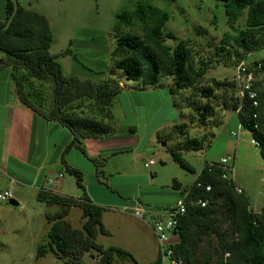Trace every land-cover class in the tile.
<instances>
[{"label": "trees", "instance_id": "1", "mask_svg": "<svg viewBox=\"0 0 264 264\" xmlns=\"http://www.w3.org/2000/svg\"><path fill=\"white\" fill-rule=\"evenodd\" d=\"M15 1L17 9L8 26L5 28L13 13L11 0H5V17L0 21V54L3 55L0 71L11 68L14 93L23 107L70 132L72 139L63 149L60 163L65 173L75 177L76 186L82 192L78 199L45 190L37 192L39 202L61 208L60 212L48 217V242L38 247V257L52 252L64 264H81L83 255L93 251L97 254L96 264H114L115 258L133 261L127 251L115 247L103 248L95 242L98 234H108L101 221L104 208L90 201L83 185L82 172L68 166L63 159V155L73 148L86 156L85 139H104L122 132L121 129L114 130L109 124L113 119L111 107L123 87L128 85L127 82H133V86L139 89L167 87L172 106L187 108L191 112L189 124L196 123L200 127L211 126L210 120L215 112L210 101L214 98V90H220V105L224 110L237 114L240 127L258 143L259 154L264 160V92L257 79L258 74L264 75V60L246 64L255 76L257 107L240 102L233 76L231 82L212 79L211 86H199L212 66L211 60H205L186 42L180 41L173 47L166 45L163 30L168 14L146 2H139L132 13L121 10L115 16L111 32L113 46L109 53V71L113 76L100 73L103 76L98 81L66 77L56 57L48 53L52 34L47 18ZM220 1L229 25L236 23L245 11L244 29L235 40V66L247 55L264 47V0ZM136 23L143 25V37L122 31V27ZM223 50L222 47L217 48L216 56L222 57L219 53ZM64 54L68 55L70 51L66 50ZM19 71L23 79L38 82L33 84L37 89L32 88V91L38 92L37 95L32 91V94L26 92L20 80L16 79ZM166 82L169 84L166 85ZM40 85L50 86V104L47 106L40 95ZM187 90L191 93L189 96L184 99L179 97ZM228 90H231V95L227 99L225 92ZM192 96L204 102L194 103ZM187 128L185 123L173 126L184 136V140L180 146L174 145L170 149V155L180 168L193 172L181 152L202 149L207 137L187 138ZM135 131L134 128L127 129V132ZM156 137L167 139L159 132ZM90 161L100 168L105 159ZM224 174L225 178L222 177ZM206 187L209 191L205 190ZM173 188L180 190V184L174 181ZM184 193L187 194L186 212L179 220V242L174 247L183 264H264V207L259 215L253 214L248 198L227 177L226 170L216 163L206 164L193 182L180 190L179 198ZM197 200L208 202L205 207H200L196 204ZM73 208L81 211L83 223L80 230L73 229L64 220ZM150 264H158V259Z\"/></svg>", "mask_w": 264, "mask_h": 264}, {"label": "rangeland", "instance_id": "2", "mask_svg": "<svg viewBox=\"0 0 264 264\" xmlns=\"http://www.w3.org/2000/svg\"><path fill=\"white\" fill-rule=\"evenodd\" d=\"M18 1L47 18L52 34L48 53L56 57V62L66 77L71 75H78L79 78L81 75L95 77L94 71L99 70L109 74L110 71L105 67L109 65V51L113 46L111 32L116 14L121 10L130 14L136 10L139 2H146L168 14L163 30L166 45L173 47L180 41L186 42L205 60H211L212 66L199 86H211L212 79L232 81L233 58L237 48L235 40L244 29L245 11L236 23L229 25L220 0ZM142 26L136 23L122 27V31L143 37ZM219 47L224 49L219 53L222 57L216 56ZM66 50H69L70 54L65 55ZM2 57L0 54V59ZM259 60H264V47L245 58L247 63ZM16 79L20 80L26 92L30 93L32 88L37 89L33 84L38 82L29 78L23 79L21 71ZM257 79L264 92V75L258 74ZM127 83L129 87L134 84ZM168 84L169 82H166V85ZM40 87V95L47 106L50 104V86ZM129 87L126 90L130 91ZM167 91V87L160 89L156 94V100L141 96L138 101L131 94L130 110H133L134 118L129 115L126 104L122 108L123 112L115 113L119 116L118 127L122 132L126 131L127 134V125L132 124L136 127L139 143L136 147L130 148V151L107 156L100 168H96L79 150L71 151L68 156L72 164L81 169L86 195L88 197L93 195L90 189L95 187L96 197H99L100 201L98 206L104 208L101 221L108 234H98L95 242L103 248L123 249L133 258V261L115 258L114 264H135L134 261L137 264H150L156 260L157 244L150 228L153 217L156 213H161L159 211L172 207L179 199L180 190L191 184L206 164H219L221 159L231 158L233 161L226 165L232 169L231 173L227 171V177L232 179L235 186L248 198L253 214L259 215L261 208L264 207V160L258 148L251 143L249 132L240 127L237 114L224 110L220 105V90H214V98L210 101L215 113L210 120L211 126L208 127H200L196 123L189 124L191 112L187 108H174ZM32 92L36 95L38 93ZM190 94L187 90L179 97L184 99L183 97ZM230 95L231 90L225 92L227 99ZM191 101L204 102L195 96L191 97ZM158 104L160 108L156 111ZM181 123L188 125L185 137L196 139L204 135L207 137L202 149L181 152L182 158L193 172L180 168L170 155V149L174 145L180 146L184 140V136L173 129L174 125ZM114 126L115 124L111 125L117 130L115 129L117 126ZM156 127L158 129L154 132L153 129ZM157 131L167 139H158ZM232 133H239V138L236 139ZM58 137L50 131L47 144L57 141ZM150 160L154 165L146 167L145 164ZM60 168L59 165L51 167L46 175L42 174L40 180L43 181V189L57 191L60 196L80 198L82 192L77 188L73 175L62 170L63 178L55 179L54 175L61 172ZM50 179L53 180L52 184H48ZM174 181L180 184V190L173 188ZM40 185V183L37 186L34 183L29 186L12 184L0 175V192L10 189L13 200L18 203L17 207L9 206L7 202L0 203V264H64L63 260L54 256L52 252L42 257L37 256L38 247L48 242L47 234L50 229L48 217L57 214L61 209L59 205H46L37 200ZM135 204L140 205L146 213L144 220L135 216ZM64 220L73 229L80 230L83 223L80 209H71ZM96 261L97 254L90 251L83 255L81 264H96Z\"/></svg>", "mask_w": 264, "mask_h": 264}, {"label": "crops", "instance_id": "3", "mask_svg": "<svg viewBox=\"0 0 264 264\" xmlns=\"http://www.w3.org/2000/svg\"><path fill=\"white\" fill-rule=\"evenodd\" d=\"M4 4L5 0H0V21H2L5 17ZM20 5L29 9L26 7V5L21 3ZM105 68L108 71L109 65ZM100 73L103 74L104 72L100 70L94 71V74H96L95 77L81 75V78L98 81L103 76L99 75ZM71 76L80 77L78 75ZM94 78L96 79L94 80ZM127 87H129V85H125V87H123L122 91L116 97V100L111 107V113L113 116V122L111 125L115 124V126H117L115 129L117 130H119V116L115 113H121V111L123 112L122 108L125 106V104L128 108L129 115L131 118H134L133 110H130L131 102L129 96L131 94L135 96L138 101L141 96L148 98L152 97L156 100V94L160 91V89H139L135 86L129 87V91L126 90ZM167 96L171 101L170 96L168 94ZM164 98H166V96H164ZM159 108L160 106L158 104L156 111ZM128 128L135 129L136 127L130 124L126 126V129ZM157 129L158 128L156 127L153 129V131L156 132ZM50 131L52 134H57L59 139L51 144H47ZM71 139L72 136L70 132L64 127L60 126L56 122L46 121L41 116L34 114L32 110L23 107L18 102V99L14 93V81L11 77V68H4L0 71V175L4 176L6 179H8L9 183L12 184L17 183L19 185L29 186L31 183H34L37 186L40 183L41 185L39 190H45L42 186L43 181L40 180L42 174L46 175V172H48L49 168L51 167H56L59 165L61 168H63L60 163L61 156L63 149L71 141ZM138 143L139 140L137 138L136 131L133 133L127 132V134L124 131L122 134L116 133L113 136L104 139L88 138L83 140L86 156H84L82 153L81 154L88 160H100L105 159L107 156L128 152V150L130 151V148L136 147ZM71 151H77V149H70L63 155V159L68 166L81 172V169L72 164L73 162L68 159V156L72 153ZM61 168V172L55 173L54 175L56 180L63 178V169ZM57 174H61L62 177L58 178ZM90 190L92 192L91 194H93L90 196H94L88 197L90 201L96 205L100 204L98 199L99 197H96L95 187L94 189ZM45 191L60 195L57 193V191ZM139 208L140 205H134V209Z\"/></svg>", "mask_w": 264, "mask_h": 264}, {"label": "built area", "instance_id": "4", "mask_svg": "<svg viewBox=\"0 0 264 264\" xmlns=\"http://www.w3.org/2000/svg\"><path fill=\"white\" fill-rule=\"evenodd\" d=\"M246 64L248 63L242 60L234 66L233 78L236 84V96L241 103L245 101L248 102L250 106L257 107L258 94L254 89L255 76L253 72L246 67ZM232 136L238 139L239 133H232ZM251 143L258 147V143L254 139H251ZM232 161L231 158H223L218 166L231 172L232 169L226 167V165ZM151 165H154L152 160L145 164L146 167ZM57 177L61 178L62 175L57 174ZM222 177L225 178V174ZM52 183L53 180H48V184ZM205 190L209 191V187H206ZM237 192H240V190L237 189ZM186 195L187 194L184 193L172 207L167 210L159 211L161 213H156L155 217H153L150 228L157 244L158 264H183V259L175 254L174 247L179 242V232L177 230L179 220L186 212ZM10 199H13L11 190L0 192V203H5ZM207 202L208 200H197L196 204L200 207H205ZM145 214L142 208L135 209V216L138 219L144 220Z\"/></svg>", "mask_w": 264, "mask_h": 264}, {"label": "water", "instance_id": "5", "mask_svg": "<svg viewBox=\"0 0 264 264\" xmlns=\"http://www.w3.org/2000/svg\"><path fill=\"white\" fill-rule=\"evenodd\" d=\"M11 1H12V3H13V13H12V16L10 17V19L8 20V22H7L6 26H5V28L8 26V24H9L11 18L13 17V15H14V13L16 12V9H17V2H16L15 0H11ZM6 55H7V54L5 53L4 56H6ZM109 74L112 75L111 72H110ZM7 204H8L9 206H12V207H17V206H18V203H17L15 200H13V199L8 200V201H7Z\"/></svg>", "mask_w": 264, "mask_h": 264}]
</instances>
